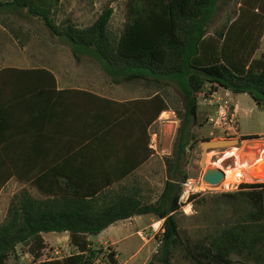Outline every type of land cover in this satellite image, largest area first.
<instances>
[{
  "label": "trees",
  "instance_id": "16d2710c",
  "mask_svg": "<svg viewBox=\"0 0 264 264\" xmlns=\"http://www.w3.org/2000/svg\"><path fill=\"white\" fill-rule=\"evenodd\" d=\"M110 1L83 27L69 18L54 21L60 0H0V11H24L36 17L51 37L70 46L75 61L89 57L113 83L153 88L156 115L167 109L162 96L169 95L179 105L175 109L179 126L171 154L164 160L167 179L160 200L149 205L132 193L35 197L29 187H22L10 198L0 222V264L17 258L18 246L25 247L34 264H93L102 249L91 247L88 235L117 220L150 213L163 222L157 249L146 264H264V195L259 185L245 183L236 191L192 195L189 216L177 202L180 184L188 177V156L208 139L194 130L202 126L198 95L221 88L245 93L264 108V55L253 56L257 47L248 44L259 25L249 5L244 9L240 3L234 19L226 18L208 32L219 0H124V21L116 33L110 27ZM7 28L19 44L28 40L20 30ZM36 72L53 78L46 68ZM171 86L175 97L168 91ZM253 138L258 137H240ZM185 219L190 220L188 225ZM49 232H68L75 251L42 259L41 234ZM104 256L117 264L112 251Z\"/></svg>",
  "mask_w": 264,
  "mask_h": 264
},
{
  "label": "crops",
  "instance_id": "0c3cea01",
  "mask_svg": "<svg viewBox=\"0 0 264 264\" xmlns=\"http://www.w3.org/2000/svg\"><path fill=\"white\" fill-rule=\"evenodd\" d=\"M249 1L241 0V4L244 9L249 5L253 20L259 23L253 52L257 57L264 48V0ZM82 57L89 59L81 56L76 63ZM39 68L48 69L53 78L36 72ZM215 92L231 100L236 122L240 114L264 112L245 93L221 88ZM154 93L148 86L115 84L103 77L72 73L56 62L0 61V182L4 183L0 198L7 199L8 207L18 190L29 187L35 197L132 193L141 203L156 204L167 179L164 160L171 154L179 126L175 114L179 105L169 95L162 96L167 109L156 115ZM197 103L202 126L194 130L201 137L264 139V129L255 124L243 130L236 124V131L226 134L211 133V127L203 132V126H210L208 119L215 116L216 106L199 95ZM230 152L221 160L234 157L236 164ZM162 222L151 213L133 215L106 226L96 234H102L96 243L89 241V235L87 240L91 247L102 249L105 259L104 249L109 247L117 264H146L157 249ZM49 233L57 234L49 238L56 248L74 249L68 232ZM45 234H41L44 242Z\"/></svg>",
  "mask_w": 264,
  "mask_h": 264
},
{
  "label": "rangeland",
  "instance_id": "374dc122",
  "mask_svg": "<svg viewBox=\"0 0 264 264\" xmlns=\"http://www.w3.org/2000/svg\"><path fill=\"white\" fill-rule=\"evenodd\" d=\"M107 0H60V7L57 8V12L54 14L53 19L56 23H60L62 20L69 18L71 22L76 24L79 27L87 26L91 24V22L96 18L101 8L105 5ZM123 1L124 0H114L113 2V14L110 20V27L113 31L117 33V31L122 27L124 18H123ZM95 2V4H94ZM241 0H219L217 3L216 13L213 17V21L208 25V32H211L213 27L224 21L226 18L234 19L239 10V5ZM6 26H4V24ZM7 25L12 26L25 33L28 36V40L24 41L22 44H19L13 37L11 36ZM26 35L24 37H26ZM250 47H257V34L254 32L251 37L248 38ZM264 48L259 49L256 53V56H259L264 53ZM82 61L76 63L75 58L71 54L70 46L63 40L58 39L56 37H51L48 34L47 28L42 24V22L36 17H29L25 14L24 11L20 12H8V11H0V61H23V62H36L40 64L47 63H58L60 67L64 70L68 69L72 73H84L88 76L92 77H103L109 79L103 73L101 67L95 62L87 59L85 57L81 58ZM86 64V65H84ZM170 93L175 97L176 89L175 87H169ZM202 100L203 95H199ZM244 97H248L246 94ZM245 104V103H244ZM171 106H174V103L171 102ZM203 117V124L204 116ZM258 125L262 129H264V112H254L248 113L245 115L240 114L238 116L237 125L240 130H243L246 126ZM210 129V126L205 125L202 127L203 132L206 133ZM168 129L165 130V134H168ZM264 142V139H258ZM236 147H223L219 149H208L205 155V163L206 167L218 168L220 170L226 169L227 166H235L232 158H228L226 161H222L220 159L223 158L225 152L231 150L230 153H234L235 158L237 155L239 156L240 164L247 171H252L253 177H260L261 173L259 170H250L248 163V159L243 158L241 156L246 155L250 156L251 152H243L234 149ZM261 149L264 151V146L261 144ZM239 151L240 155L238 152ZM243 152V153H241ZM237 153V155H236ZM249 153V154H247ZM222 157V158H221ZM202 158V148L199 145L197 148L190 153L188 159L185 163V171L188 177L197 176L200 172L204 171V168L201 167L200 162ZM246 160L248 162H242ZM219 161H222L219 163ZM260 161V159H259ZM264 162L260 161L258 166H261ZM222 163V164H221ZM233 163V164H232ZM252 162L251 164H253ZM246 165V167H245ZM9 200V199H8ZM7 208V199L0 198V220H2L6 214ZM192 209V206H191ZM193 213V209H192ZM191 213V214H192ZM191 214H188L191 215ZM190 222L189 219H185V223L188 225ZM56 233H46V241H45V249L43 250L42 259L45 258H60L64 255H68V253L75 251L72 247L67 248H56V244L54 240L49 238L56 237ZM102 236L100 235H89V241L96 243L98 239ZM17 258L11 257L8 261L10 264H34L32 262V257L25 251V247L18 246L17 247ZM124 258V255L123 257ZM93 264H110V262L103 258V256L98 253L97 258L93 259Z\"/></svg>",
  "mask_w": 264,
  "mask_h": 264
},
{
  "label": "built area",
  "instance_id": "2783aa9c",
  "mask_svg": "<svg viewBox=\"0 0 264 264\" xmlns=\"http://www.w3.org/2000/svg\"><path fill=\"white\" fill-rule=\"evenodd\" d=\"M202 95V100L208 101L212 103V105L216 106L215 116L208 119L211 127L210 132L213 133L214 131H218L226 134L230 131H236L237 122L231 100L225 95L223 96L217 94L215 91L210 93L208 96L201 94V96ZM230 169H233V172L228 174L227 171ZM222 172L223 178L215 184L204 181L202 178V172H200L197 176L187 177L181 182L177 202L180 211L184 215L192 213L191 202L189 201V198L192 195L201 196L206 194L236 191L242 184L245 183L259 185V188L262 189L264 195V179H258L249 175L246 171L240 170L237 165L227 167L226 169H223ZM104 250L105 253L112 251L109 247Z\"/></svg>",
  "mask_w": 264,
  "mask_h": 264
},
{
  "label": "water",
  "instance_id": "95a60500",
  "mask_svg": "<svg viewBox=\"0 0 264 264\" xmlns=\"http://www.w3.org/2000/svg\"><path fill=\"white\" fill-rule=\"evenodd\" d=\"M243 141L244 139H240V138L206 139L201 141L200 146L202 148V158L200 165L201 167L204 168V171L202 172L203 180L208 183L215 184L223 178L222 170L218 168L206 167L205 155L208 149H219L230 146V147H236L240 151L242 150L244 153L251 152L253 153L251 154V156H246V155L241 156L243 158L248 159V161H250L248 165L261 158L264 159V151H262L261 149V144L264 146V142L261 143L262 141L258 140L257 138L245 139V142L242 144ZM251 170H255V169H251ZM247 173L252 176V171H248Z\"/></svg>",
  "mask_w": 264,
  "mask_h": 264
},
{
  "label": "bare ground",
  "instance_id": "6f19581e",
  "mask_svg": "<svg viewBox=\"0 0 264 264\" xmlns=\"http://www.w3.org/2000/svg\"><path fill=\"white\" fill-rule=\"evenodd\" d=\"M234 149H236V148H234ZM236 150H238V149H236ZM247 154H249V153H247ZM237 155V154H236ZM239 155H240V152H239ZM250 155V154H249ZM251 156V155H250ZM221 160V159H220ZM260 161H263V159L261 158L260 159ZM260 161L258 160V161H255L253 164H249L250 166H249V169L251 170V169H256V170H259V172L261 173V176L260 177H258V179H264V162H263V164L261 165V166H258L259 165V163H260ZM221 161H219V163H220ZM242 162H248V161H246V160H243ZM241 162H240V160H239V156L237 155V158H236V165H237V167L238 168H240V170H244V171H246L245 169H243L244 167L240 164ZM222 164V163H221ZM245 167H246V165H245ZM233 172V169H230V170H228L227 171V173L228 174H231ZM246 172H248V169H247V171Z\"/></svg>",
  "mask_w": 264,
  "mask_h": 264
}]
</instances>
